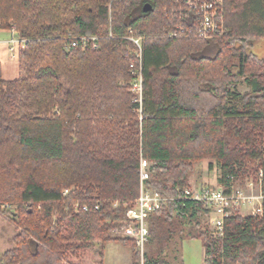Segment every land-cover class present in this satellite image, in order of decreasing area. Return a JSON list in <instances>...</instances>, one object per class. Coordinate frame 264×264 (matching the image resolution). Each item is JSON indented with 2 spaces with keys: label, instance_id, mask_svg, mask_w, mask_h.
Wrapping results in <instances>:
<instances>
[{
  "label": "trees",
  "instance_id": "16d2710c",
  "mask_svg": "<svg viewBox=\"0 0 264 264\" xmlns=\"http://www.w3.org/2000/svg\"><path fill=\"white\" fill-rule=\"evenodd\" d=\"M202 1L0 0V23L20 41L17 78L4 81L0 64V214L16 229L0 264H73L69 252L109 242L139 264L109 231L138 197L141 157L145 186L168 199L148 219L143 264H178L186 240L200 241L203 264H264V201L261 215L231 213L218 237L206 205L183 196L198 162L223 187L264 171V57L251 50L264 0H213L220 30L209 38L190 6ZM129 32L142 38L140 114ZM77 36L97 47L67 50Z\"/></svg>",
  "mask_w": 264,
  "mask_h": 264
},
{
  "label": "built area",
  "instance_id": "2783aa9c",
  "mask_svg": "<svg viewBox=\"0 0 264 264\" xmlns=\"http://www.w3.org/2000/svg\"><path fill=\"white\" fill-rule=\"evenodd\" d=\"M218 2L202 1L199 8L196 5L190 6L197 10L196 22L198 23V34L201 38H209L210 34H216L220 27L217 25V17L215 5ZM11 34V50L18 49L20 41L18 39V32L15 27L8 29ZM130 33V32H129ZM134 46L135 62L130 66L131 81L130 91L135 96L137 104H139L138 113L141 109L142 97V74H141V55H142V38L135 37L131 33L125 37ZM97 36H77L70 39L66 45L67 50L80 49L85 50L89 47L96 48ZM141 120V117H139ZM151 162L141 157L139 160V194L138 197L131 203L125 204L126 208L123 220L118 222L116 227H113L114 232L120 233L122 238L131 241L138 254L139 264L144 263V255L146 253V244L149 238L148 219L156 211H158L168 199L161 197L157 192L148 189L145 184L150 178ZM219 174V172H218ZM236 181L232 177H228V186L210 187L204 184L200 189H193L188 187L184 190V198L192 201L202 202L208 208L207 221L211 231L215 236L220 237L223 233L224 220L228 218L231 213L239 212L258 216L263 212L264 201V171H258L256 180L247 179L246 189L249 193H245L243 189L237 188ZM256 187L257 191L254 192ZM68 194V190L63 192V195ZM116 206V204L114 205ZM75 211L81 209L87 211V206H73ZM97 208V207H96Z\"/></svg>",
  "mask_w": 264,
  "mask_h": 264
},
{
  "label": "rangeland",
  "instance_id": "374dc122",
  "mask_svg": "<svg viewBox=\"0 0 264 264\" xmlns=\"http://www.w3.org/2000/svg\"><path fill=\"white\" fill-rule=\"evenodd\" d=\"M110 3V2H109ZM110 5V4H109ZM112 9L111 6H109ZM8 24H14L12 22H8ZM6 28L5 25L0 23V29ZM9 36L7 34H3L0 32V39H8ZM211 50H215V47L209 48L207 51L208 55H213ZM252 53L258 57H264V39L256 40L251 43ZM129 82V80H128ZM128 82H125L126 85ZM238 91L240 93L248 92V89L241 85L238 87ZM209 163V162H208ZM207 161H202L194 164V172L189 177V187L193 189H200L202 183V174L204 176L209 177L212 176L213 180L218 178V168L212 164V170L208 168ZM207 166V168H206ZM209 171V173L207 171ZM208 175H207V173ZM216 177V178H215ZM211 178V177H210ZM254 180V179H252ZM217 181V180H216ZM215 181V182H216ZM246 181L236 182V187L243 189L245 193H249V189H246ZM208 184V183H207ZM214 182L210 185V187H218ZM256 187L254 188V192H256ZM241 215H248L245 212L241 213ZM204 226L207 227L210 231L211 228L208 225L207 218L204 221ZM16 229L14 225L10 223V220L7 218L6 214H0V252L4 251L8 247L11 246L12 238L14 237ZM212 232V231H211ZM109 236L111 238H122L120 233L114 232L113 228L109 231ZM173 247L170 243L169 248ZM172 254V253H171ZM173 255V254H172ZM67 259L73 264H132V256L131 250L128 246L122 245L118 242H109L107 243L103 250H101L100 245L94 243L87 250L79 251V252H69L67 254ZM177 263L178 264H203V250L199 240H186L180 244L178 255H177ZM168 260L172 262V257L168 256Z\"/></svg>",
  "mask_w": 264,
  "mask_h": 264
},
{
  "label": "crops",
  "instance_id": "0c3cea01",
  "mask_svg": "<svg viewBox=\"0 0 264 264\" xmlns=\"http://www.w3.org/2000/svg\"><path fill=\"white\" fill-rule=\"evenodd\" d=\"M0 32H2L3 34H7V36H9L8 39H0L1 78L4 81H11L13 79H16L18 76V55H17L18 49L15 48L13 51L11 50V43H10L11 34L8 30L0 29ZM206 165H208V168H209L210 164L208 162ZM207 172L209 173V171ZM202 175L203 176L201 178L202 180L201 185H204L207 183H208L207 185H211L213 184V182L216 185H218V182L216 181L217 179L213 180L212 176H210L211 178L209 177L210 173L208 176H204V174Z\"/></svg>",
  "mask_w": 264,
  "mask_h": 264
},
{
  "label": "water",
  "instance_id": "95a60500",
  "mask_svg": "<svg viewBox=\"0 0 264 264\" xmlns=\"http://www.w3.org/2000/svg\"><path fill=\"white\" fill-rule=\"evenodd\" d=\"M148 11H151V7H150V5L145 4V5L143 6V12H148Z\"/></svg>",
  "mask_w": 264,
  "mask_h": 264
}]
</instances>
